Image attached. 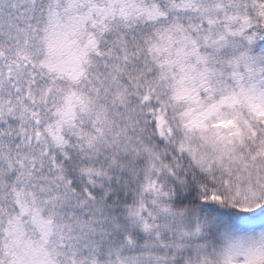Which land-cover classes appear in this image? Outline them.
I'll return each mask as SVG.
<instances>
[{
    "label": "snow or ice",
    "instance_id": "6c2138e0",
    "mask_svg": "<svg viewBox=\"0 0 264 264\" xmlns=\"http://www.w3.org/2000/svg\"><path fill=\"white\" fill-rule=\"evenodd\" d=\"M0 264H264V0H0Z\"/></svg>",
    "mask_w": 264,
    "mask_h": 264
}]
</instances>
